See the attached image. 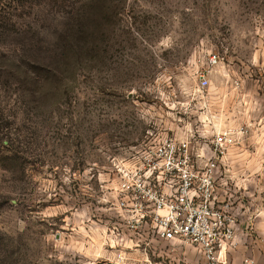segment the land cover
<instances>
[{
  "label": "rangeland",
  "instance_id": "obj_1",
  "mask_svg": "<svg viewBox=\"0 0 264 264\" xmlns=\"http://www.w3.org/2000/svg\"><path fill=\"white\" fill-rule=\"evenodd\" d=\"M7 1L0 264H206L126 227L118 171L155 134L209 143L224 129L240 227L225 264H264V0Z\"/></svg>",
  "mask_w": 264,
  "mask_h": 264
},
{
  "label": "built area",
  "instance_id": "obj_2",
  "mask_svg": "<svg viewBox=\"0 0 264 264\" xmlns=\"http://www.w3.org/2000/svg\"><path fill=\"white\" fill-rule=\"evenodd\" d=\"M221 62L210 53L207 67L215 69ZM197 79L201 89L209 87L208 70ZM234 134L224 129L209 143L194 144L189 138L155 134L157 140L134 155L129 169L118 171L126 227L133 233L146 231L147 238L157 241L191 246L206 264H225L226 253L237 246L239 226L229 183L220 176Z\"/></svg>",
  "mask_w": 264,
  "mask_h": 264
},
{
  "label": "trees",
  "instance_id": "obj_3",
  "mask_svg": "<svg viewBox=\"0 0 264 264\" xmlns=\"http://www.w3.org/2000/svg\"><path fill=\"white\" fill-rule=\"evenodd\" d=\"M34 2L35 0H8L7 2H10V3H17V4H22L24 2Z\"/></svg>",
  "mask_w": 264,
  "mask_h": 264
},
{
  "label": "crops",
  "instance_id": "obj_4",
  "mask_svg": "<svg viewBox=\"0 0 264 264\" xmlns=\"http://www.w3.org/2000/svg\"><path fill=\"white\" fill-rule=\"evenodd\" d=\"M238 228H240V227L238 226Z\"/></svg>",
  "mask_w": 264,
  "mask_h": 264
}]
</instances>
